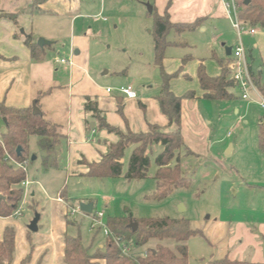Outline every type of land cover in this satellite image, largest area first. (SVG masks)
Instances as JSON below:
<instances>
[{"label":"rangeland","instance_id":"rangeland-1","mask_svg":"<svg viewBox=\"0 0 264 264\" xmlns=\"http://www.w3.org/2000/svg\"><path fill=\"white\" fill-rule=\"evenodd\" d=\"M153 1L88 2L90 11L98 9L102 3L103 16L108 20L107 25L100 22L95 25L100 34L90 51V70H93L92 75L102 76L113 91H117L119 85L127 82L137 85L135 81L139 79L148 80V85L151 86L156 83L159 85L160 70L153 61L151 34L154 16L148 11ZM255 29L256 35L242 34L239 38L230 20L220 17L208 19L200 29L193 32H184L181 35H173L172 32L168 40L186 44L167 49L165 70L172 69L173 60L193 56L205 60L208 73L217 72V66L209 54L210 51L218 52L221 44L226 43L230 47L241 44L254 71L257 72L260 68L264 73V29ZM62 46L63 40H59V48L56 49L59 58L68 59L73 56L72 52L65 53ZM195 69V63L188 67L189 71ZM191 77L192 81L188 84L195 87L196 79ZM125 78L126 82L123 80ZM177 78L170 83L173 92H178L184 87L183 81ZM138 84L142 86L145 82ZM234 98L235 100L230 102H203L201 118L197 121L191 118L192 108L185 107V143L192 146L195 155L184 148L175 152L176 162L174 160L173 164L178 163L187 186L175 190L161 200L147 198L156 190L153 177L156 172L154 158L161 152L158 145L146 148L150 166L146 178L142 180H78L58 169L42 171L39 159L41 152L36 145V137L31 136L29 154L30 157L36 156L37 160L29 161L26 169L28 179H35L38 187L29 189V192L33 191L35 194L33 197L29 194L22 202L20 216L0 220L2 225L14 229L17 254L20 246L24 247L23 243L29 246V241L33 244L31 250L29 249V259L23 264H31V255L37 247L49 243L51 238L62 237L63 233L69 236L80 235L89 254L100 249L101 245L103 249V233L90 228L88 217L78 213L72 218L66 217L64 213L67 209L55 201L59 194L69 208H76L81 203H92L93 212L90 216L102 212L104 224L109 218L128 217L187 220L190 228L196 232L186 242L190 264H205L209 260L223 258L228 239L235 231L236 221H251L253 226L247 223L250 224V231L260 235L258 225L253 221L264 220V149L260 148L257 139V119L264 116V111L253 97L242 101L239 91H234ZM133 140L125 155L135 148L142 147L141 143L136 142L137 139ZM230 147V154L227 155ZM180 204L183 205L184 211L179 210ZM36 215L40 218L39 229L36 233H29L27 227ZM66 219L78 225H68L67 229L63 230ZM157 243L176 252V244L172 240L150 241L138 252L152 248ZM246 261L251 262L252 259L248 258ZM41 263L39 260L35 264Z\"/></svg>","mask_w":264,"mask_h":264},{"label":"crops","instance_id":"crops-1","mask_svg":"<svg viewBox=\"0 0 264 264\" xmlns=\"http://www.w3.org/2000/svg\"><path fill=\"white\" fill-rule=\"evenodd\" d=\"M36 1L38 0H0V15H11L16 19L13 22L8 18L0 17V102H4L6 106L19 109H32L33 104H35L46 121L59 127L62 139L57 152L58 166L55 169L80 180L82 179L80 175L87 172V168L80 165V162L82 160L87 163L98 162L101 156L107 153V145L118 141L116 135L96 130L91 117L92 113L84 111L86 98L96 103L101 113L100 116L105 119L108 125L118 129L123 134L127 131L134 134L146 133L149 125L160 127L167 132L176 129L175 126L168 127V120L162 114L156 100L160 92V82L159 85L156 83L152 86L148 85L149 82L146 79L136 80L137 85H133L132 82L119 83L121 84L119 88L130 87L135 92V98H127L117 91L111 90L108 93L107 89L110 87H108L107 81L102 79L103 77L100 75H92L90 51L100 34L95 25L99 22L103 25L108 23L107 18L103 16L102 3L98 9L94 8L90 11V3L88 2L91 0H46L36 5L35 8H39L40 12L33 13L34 8L31 6ZM223 2L224 0H154L151 7L159 16H162L169 3L167 13L172 24H191L202 19V24L197 28L200 29L208 19L213 20L220 17L228 19ZM255 30L257 33V29ZM173 33V35L182 34ZM61 36L65 37L61 38ZM26 37H29L36 45L38 39H46L51 43L43 48L39 47L42 50V56L39 60L36 61L31 58L29 49L24 44ZM59 40H63L64 52H72L73 56L68 59L59 58V52L56 50L59 48ZM168 41L172 44L165 50L162 68L168 74L181 68V74L177 79H181L184 83V87L178 92H173L172 84H170L171 91L176 96H182L188 91L195 93L194 99L182 102L180 126L184 145L188 151L195 155L191 149L192 146L187 142L185 143L184 127L186 122L183 115L185 107L192 108L191 118L197 121L201 118V108L204 107L202 103L210 101L203 98V92L196 77L200 62L203 61L205 67V60L185 56L184 58H190L189 61L183 62L184 58L175 59L172 62V69L166 71L165 56L167 49L186 44L174 40ZM233 47L222 43L218 52L210 51L209 56L215 62L217 72L208 73L205 67L209 77H217L220 74V68L211 56H215L224 63L231 61V55L228 57L225 53L228 48L233 49ZM59 59L70 61L72 65L57 63ZM192 63L196 64V69L189 71L188 67ZM249 64L252 73H257L254 71L251 62ZM260 70L263 71L260 68L257 71ZM109 73L108 71L107 74ZM184 75L188 76L190 80H186ZM191 76L196 79L195 87L188 84L192 81ZM126 79L123 80L126 82ZM141 82H145V84L142 86L138 84ZM234 91H238L237 88L232 91L233 96ZM251 97L255 98L253 95ZM233 100L235 98L230 101ZM119 104L122 106L121 113L118 112ZM86 122L89 123V129ZM91 123L94 124L93 128H90ZM0 124L3 129L1 122ZM259 124H264V116L258 117L257 125ZM126 155L123 161L124 170L129 157V154ZM32 157L35 158L32 162L37 160L36 156ZM40 169L46 172L51 170H43L41 167ZM30 181L36 182L35 179H30ZM36 186L37 184H33L30 188ZM36 189L40 191L39 188ZM29 194L33 197L35 193L30 191ZM10 218L0 217V220ZM236 222L235 231L228 239L223 258H228L231 261H246L251 258V263H263L264 220L253 221L254 224L258 225L260 235L250 231L251 221L239 220ZM5 227L7 226L0 223V235ZM67 227L64 223L63 230H66ZM63 236L51 238L49 243L37 247L31 255L30 263L35 264L41 260V264H63ZM28 243L29 246L27 243H23L24 247L20 246L18 254L15 246L13 264H20L30 253L33 244L29 241ZM99 248L101 249L102 245ZM93 262L104 264L103 261L95 260Z\"/></svg>","mask_w":264,"mask_h":264},{"label":"trees","instance_id":"trees-1","mask_svg":"<svg viewBox=\"0 0 264 264\" xmlns=\"http://www.w3.org/2000/svg\"><path fill=\"white\" fill-rule=\"evenodd\" d=\"M46 0H38L32 4L33 13H39L36 5ZM236 0L238 5V18L241 23L248 28L264 29V0ZM169 7L162 16H159L152 8L154 16L153 29L151 31L153 39V61L160 70V92L156 97L162 114L168 120V127L175 126V130L167 132L160 127L149 125L146 133L134 134L127 131L125 134L118 129L108 125L97 108L95 102L89 98L85 99L84 111L91 112L92 120L95 123L96 130L106 131L118 137L114 144L107 145V153L102 155L98 162L87 163L84 160L80 165L87 168L81 178L87 179H118L142 180L146 178L150 159L147 155L148 149L152 145L161 147V152L154 158L156 172L154 174L155 192L147 197L148 199L161 200L173 193L175 190L186 188L187 184L183 180L178 163L173 164L174 154L182 148L188 149L184 145L181 134V106L184 100L194 99L195 93L188 91L182 96H176L170 89V82L181 74V68L176 72L168 74L162 68V61L166 48L172 44L168 41V35L171 32L180 34L183 32L195 31L201 24L202 19L196 20L191 24H172L167 13ZM15 22V17L11 15H0ZM181 29V30H180ZM24 44L29 49L33 60H39L42 56V50L33 43L29 37H26ZM220 68V74L217 77H209L206 74L203 61L200 62L196 77L203 92V98L215 102H224L234 99L232 91L236 88L230 79L229 62L224 63L211 56ZM190 58H184L183 62ZM254 84L264 98V77L262 71L253 74ZM186 80L190 78L183 76ZM142 108V106L140 105ZM122 106L118 105V112L121 113ZM0 118L3 126L0 140V217H9L17 209L22 199L21 183L25 179V174L13 165L5 161L4 150L12 156L17 162H29V139L36 137V145L41 151L39 156L41 168L43 170L55 169L58 166L57 152L62 134L57 125L46 121L43 115H34L31 108H13L0 102ZM89 129V123L86 122ZM137 139L142 147L132 150L129 154L126 169L124 170V157L127 148ZM258 143L260 148L264 149V124L258 125ZM133 140V141H132ZM3 144V147L1 145ZM20 148V154L16 150ZM190 153V151H189ZM192 153V152H191ZM176 162V160H175ZM63 194V193H62ZM66 225H77L74 221L65 220ZM131 223H136L137 228L133 232L130 228ZM106 226L116 238L125 242L135 241L136 247L133 249V256L123 255L118 247L110 238H105L103 249H98L93 254H89L88 248L84 247L80 235H64L62 242L63 264H92L93 261H103L104 264H190L187 240L196 234L185 219L163 218H109ZM29 232V231H28ZM31 233V232H29ZM172 240L175 242V251L157 243L152 248H146L143 252L139 249L146 246L150 241ZM15 253V231L11 227H5L0 235V264H13ZM29 259V254L21 261ZM137 262V263H136ZM205 264H264L251 263L247 261H231L228 258L209 260Z\"/></svg>","mask_w":264,"mask_h":264},{"label":"built area","instance_id":"built-area-1","mask_svg":"<svg viewBox=\"0 0 264 264\" xmlns=\"http://www.w3.org/2000/svg\"><path fill=\"white\" fill-rule=\"evenodd\" d=\"M223 4L227 14V18L230 20L232 27L237 31L239 38L241 37L242 34L254 35L256 33V30L253 28H249L248 30L244 29L246 26H244L238 18V5L236 4V0H224ZM57 63L72 65L70 61H66L64 59H59ZM228 68L230 72V79L233 81L237 90L239 91L241 99L249 100L251 98V95H253L256 98L259 107L264 110V98L260 95L254 84L250 64L248 62L245 50L243 49L241 44H237L235 47H233L231 52V61L228 65ZM110 91L111 89H107L108 93ZM117 92L124 95L127 98L136 97L135 92L130 87H120L119 89H117ZM2 131L3 129L0 124V140H1ZM1 145L3 147L2 143ZM4 152H5V161L10 165H13L16 168L20 169L25 174V179L21 183L22 199L19 203V206L14 211V213L11 216H9V217H16L21 215L22 202H24V200H26L29 197L30 186H32L33 184L38 185V183H34L28 179L27 169H26L28 162L19 163L12 156H10L5 150ZM55 201L58 204L63 205L67 209V212L64 213L66 217L72 218L77 213L85 216L86 218L88 217L90 220V228L92 230L97 229L103 233L105 238H110L123 255L128 257L133 256V249L136 247L135 241L132 240L130 242H125L120 238L114 237L110 232V230L108 229V227L106 226V224L103 223L104 214L102 212H96L94 215L90 216V214L82 213L80 211L79 206H77L76 208L75 207L69 208L66 205L65 201L60 196V194L55 198ZM69 209L70 211L68 212Z\"/></svg>","mask_w":264,"mask_h":264},{"label":"water","instance_id":"water-1","mask_svg":"<svg viewBox=\"0 0 264 264\" xmlns=\"http://www.w3.org/2000/svg\"><path fill=\"white\" fill-rule=\"evenodd\" d=\"M248 1H249V0H245L244 3L247 4ZM148 11H149V13H152V7H151V6L148 7ZM50 44H51L50 42H48V41H46V40H44V39H38V41H37V45H38V47H40V48H43L44 46H48V45H50ZM231 50H232V48H228V49H227V51H226V53H225L226 56L229 57V56L231 55ZM105 74H106V72H105ZM32 113H33L34 115H41L39 109L36 107L35 104H33V106H32ZM93 127H94V124L91 123V124H90V128H93ZM230 151H231V147L228 149V151H227V155L230 154ZM16 154H17V155L20 154V148H18V149L16 150ZM34 159H35V158L32 157V158H31V161L34 160ZM78 186H81V185H78ZM0 198H1V197H0ZM79 208H80V211H81L82 213H85V214H91V213L93 212V204H92V203H88V204H86V203H81V204H79ZM179 210H180V211H184V207H183L182 204L179 205ZM38 221H39V216L36 215V216L33 218V220L29 223V225H28V227H27V230H28L29 232H31V233H36V232L38 231V229H39V228H38ZM130 228H131V230L134 232V231L136 230V228H137V224H136V223H131V224H130Z\"/></svg>","mask_w":264,"mask_h":264}]
</instances>
